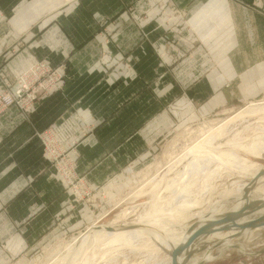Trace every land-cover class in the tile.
I'll return each instance as SVG.
<instances>
[{
  "label": "rangeland",
  "instance_id": "rangeland-1",
  "mask_svg": "<svg viewBox=\"0 0 264 264\" xmlns=\"http://www.w3.org/2000/svg\"><path fill=\"white\" fill-rule=\"evenodd\" d=\"M230 1L241 8L237 12L250 10L264 18V0ZM117 8L123 9L128 22L136 27L143 43L152 50L155 63L152 69L127 67L128 63L124 68L119 67L116 55L111 53V48L120 42L116 36L117 20L107 16L99 22L103 27V35L99 37L101 54L98 61L106 67L104 79L111 82V87L116 85L117 94L121 92L124 95L116 105H112V100L107 99V117L103 122L98 123V118L94 115L86 116L75 110L61 124L52 123L42 130H35V107L63 91L67 81L71 79V74L65 66H52L46 59L34 53L31 54L27 69L17 77L0 72V119L9 111L17 110L25 123L32 126V138H37L42 145L49 175L65 194L60 212L53 214L54 221L50 232L44 233V237L36 244L20 248L0 242V264H65L67 256L69 260L72 258L74 251L70 250L77 246L81 236L80 241L91 231H107V228L121 230L115 233L138 229L146 232L136 240L133 239L134 243L129 245H105L102 242H98L99 245H87L81 258L75 260L74 264H83L88 257L91 259L88 264H169L171 257L168 252L171 251H166L154 240V234L163 231L158 233L161 225H165L167 229L172 228L171 230L174 228L176 233L186 230V227L189 231L192 226L204 222L208 218L206 214L209 215L214 207L218 208L220 205L225 212L216 217L215 222L234 217L239 225H247L264 217V213L262 216L257 215L264 211V207H261L264 201L255 204L258 201L253 200L252 205H247L246 200H242L244 203L240 210L247 205L246 213L238 219L239 213L234 214V210H231L238 196L235 192L232 195L227 193L230 188L231 191H236L239 185L249 182L251 175L240 174L239 169H233L220 159L214 158L220 152H234L239 153L241 158L264 167V153L259 157L247 153L245 148L254 143H264V111L240 116L241 110H248L250 103L264 102V47L263 51L255 53L233 52L231 48L226 49L227 52H211L206 45L205 34L203 44L196 43V30L187 19V10L178 7L174 0H138L133 6L122 2ZM258 15L253 20L243 18L235 21L238 35L234 40L237 45L240 44V49L243 46L247 48L246 45L257 38L264 42V28L259 31V37H256L246 27L249 24L258 28L264 27V19ZM3 18L0 11V23ZM147 23H155L157 27L164 28L163 35L160 34L151 42L150 33L146 31ZM230 24L232 26L233 22L229 21L227 25ZM231 26L229 29L233 28ZM232 38L233 36L225 33L218 37V45L231 46ZM16 54L12 50L8 55L13 58ZM139 72L142 76L136 75ZM114 94L112 91L107 96L112 99ZM137 96L140 99L134 101L132 98ZM120 108L126 110V117L118 118L117 124H132L131 128H135L146 124V119L149 122L141 133L142 139L134 143L136 147L134 145L125 149L122 164L116 161V164L106 165L102 169V176L105 174L103 181L98 182L97 179H92L93 168L88 173L81 170V147L88 139L97 135L99 125L101 127L114 121L117 117L114 113ZM137 109L139 114L131 116ZM143 109L146 113L142 112ZM144 115L146 118H142ZM151 115L155 116L151 119ZM114 126L116 125L112 123L108 127L106 135L115 134L110 132ZM210 137L214 141L208 145L204 141ZM111 143L113 147L114 143ZM209 148L216 153L214 150L210 152ZM128 158L130 159L126 163ZM194 162L199 163V167L195 170L188 169L190 163ZM263 171L264 169L260 170L251 181L259 183L264 175L258 178L256 176ZM186 172L187 175L182 178ZM173 183L175 184L170 190L168 187ZM183 185L189 187L187 193H182ZM258 186L264 192V181L255 187ZM197 194L201 197L197 198ZM252 194L249 198L254 197V192ZM192 199L200 204L187 215L193 216L202 211L206 217L200 221L196 220L197 216L191 217L187 223L177 224L174 219L175 210L186 200L193 204ZM162 202L165 205L162 204L161 208L159 205ZM153 204L162 212L158 219L154 217L151 222H146L143 217H146L147 212H153ZM46 206L44 204V208ZM166 207L168 211H165ZM234 222L218 225L216 231L200 235L192 244V248L199 252L196 251L194 255L182 253L186 255L184 263L264 264V226L254 230L249 227L240 229ZM148 224L151 228L142 226ZM164 234L162 236H166Z\"/></svg>",
  "mask_w": 264,
  "mask_h": 264
},
{
  "label": "crops",
  "instance_id": "crops-1",
  "mask_svg": "<svg viewBox=\"0 0 264 264\" xmlns=\"http://www.w3.org/2000/svg\"><path fill=\"white\" fill-rule=\"evenodd\" d=\"M174 1L178 7L187 10V19L196 30L194 34H197L198 45L199 42L203 44L205 34L206 45L211 52H227L230 48L233 52L263 51L262 39L251 41L246 45L247 48L243 46L242 49L234 40L238 35L235 21L243 18L253 20L258 14L250 10L237 12L241 8L230 0ZM122 2L133 6L138 0H0V11L4 17L0 23V72L17 77L27 69L31 54L34 53L52 66H65L71 74L63 91L35 107V130H42L52 123L59 125L75 110L86 116L94 115L98 118V123H101L107 117V99L112 100V105H116L117 101L124 98L123 93L117 94L116 85L111 87V82L104 79L106 67L98 61L101 54L99 37L103 35V27L99 22L107 16L116 19L118 24L116 36L120 42L111 48V53L116 55L119 67L124 68L127 63V67L139 69L154 67L152 50L143 43L136 27L128 22L123 9L117 8ZM229 21L233 22L232 26L227 25ZM249 25L246 26L247 29L259 37V31L264 27ZM157 26L155 23L146 24L151 42L164 33V28ZM230 26L233 28L229 29ZM225 33L233 36L232 44L227 45V48L225 44L218 45L217 40ZM12 50L17 53L13 58L8 55ZM133 58L137 60H131ZM136 75L142 76L140 72ZM112 91L115 94L111 99L107 95ZM132 99L138 101L140 98L137 96ZM109 110L111 115L112 108ZM124 111L126 110L123 108L116 111V122L110 120L109 124L99 125L97 135L82 144L81 170L88 173L93 168L90 179L92 176L98 182L103 181V168L108 164H116V161L122 164L125 149L142 139L141 133L149 121L146 119V124L135 128H131L132 124H117L118 118L126 117ZM142 112L146 113V110L143 109ZM137 114L138 109L130 115ZM152 116L155 115L149 117L152 119ZM112 123L116 126L110 132L115 134L108 136V127ZM111 142L114 143L113 147ZM48 168L40 141L32 138V126L25 123L17 110L9 111L0 119L1 243L21 248L36 244L44 237V233L50 232L53 214L60 212L65 194L49 175ZM44 204H47L45 208Z\"/></svg>",
  "mask_w": 264,
  "mask_h": 264
},
{
  "label": "bare ground",
  "instance_id": "bare-ground-1",
  "mask_svg": "<svg viewBox=\"0 0 264 264\" xmlns=\"http://www.w3.org/2000/svg\"><path fill=\"white\" fill-rule=\"evenodd\" d=\"M251 104V103H250ZM249 104V107H248V110H241V112H240V116H243V115H245V113L246 114H255V113H258L259 111L261 112V111H264V102H260V103H256V104H251L250 105ZM257 115V114H256ZM246 116V115H245ZM225 122V121H224ZM226 129V128H225ZM237 134L239 133V132H236ZM235 133V134H236ZM241 137V136H240ZM201 140V139H200ZM199 140V141H200ZM204 141V140H203ZM214 141V138L213 137H210L209 139H207L206 141H204V142H206V144H208V145H210L209 143H212ZM217 142V141H216ZM260 142V141H259ZM258 142V143H259ZM261 142H262V140H261ZM200 143H202L201 141H200ZM205 144H201V146H204ZM213 145V144H212ZM199 146V144L198 145H196V146H194V148H197ZM228 146V145H227ZM239 146V145H238ZM242 146V145H241ZM191 147V146H190ZM204 148V147H203ZM202 148V149H203ZM207 148V147H206ZM246 148V151H247V153H249V154H253V155H256V156H261V154H263L264 153V143H262V144H259V145H256L255 143H254V145H252V146H250V147H245ZM209 149H211V148H209ZM192 150V149H191ZM214 149H211V150H209L210 152H212ZM217 151V150H216ZM192 152H194V149L192 150ZM195 152H197V153H200V151H195ZM207 152V151H206ZM213 152H215V150L213 151ZM204 153V152H203ZM216 153V152H215ZM185 154V153H184ZM211 154V153H210ZM218 154V153H217ZM239 154V153H238ZM238 154H236V153H234V152H220L218 155H215L216 157H214V158H218V159H220L221 161H223V163L225 162L226 164H228L229 166H231L232 168L234 167V168H236V169H239V171L240 172H238L237 170V172L238 173H242L243 175H251V179H253V178H255V175L256 174H258V172L260 171V170H262V169H264V167H260V165L259 164H257V163H252L251 161L249 162V160L247 161L246 159H243V158H241ZM196 156V155H195ZM183 157V156H182ZM177 158V157H176ZM178 161V160H177ZM207 161V160H206ZM183 162V161H182ZM189 162V161H188ZM215 163V162H214ZM202 164V163H201ZM173 165V164H172ZM205 165H206V163H205ZM177 166V165H176ZM199 167V163L198 164H196L195 162L194 163H190V165L188 166V169H193V170H195L196 168H198ZM179 168V167H178ZM185 168V167H184ZM233 168V169H234ZM205 170V169H204ZM207 170V169H206ZM205 170V171H206ZM220 170V169H219ZM224 170H225V168H224ZM204 171V172H205ZM176 172V171H175ZM232 172V171H231ZM264 172V171H263ZM180 173V172H179ZM199 173H200V170H199ZM199 173H197L198 174V177H199ZM214 173V172H213ZM233 173V172H232ZM193 174H194V172H193ZM217 174H218V172H217ZM261 174V173H260ZM177 175V174H176ZM187 175V172L186 173H184V175L183 176H181L182 178L183 177H185ZM211 175V174H210ZM178 176V175H177ZM176 176V177H177ZM194 176V175H193ZM192 176V177H193ZM202 176V175H201ZM204 176H205V173H204ZM214 176H215V174H214ZM198 177H196V178H198ZM203 177V176H202ZM209 177V176H208ZM245 177H247V176H245ZM256 177H258V175L256 176ZM180 178V177H179ZM213 178V177H212ZM211 179V178H210ZM209 179V180H210ZM251 179L249 180V182H245V184H243V185H239L238 183V187H237V190L236 191H231L232 190V188H230L231 190H230V192H228L227 194H229V195H232V194H235L236 193V195L239 197V196H243V198H241L240 200L238 199V197H237V202L235 203V205H234V207L233 208H231V210H234L233 212H234V214H237V213H239V214H243V213H246L245 211H246V209H245V207H247V205H252V202H253V200H256V201H258V202H254L255 204L256 203H261V202H263L264 201V192H262V191H260V186H258V187H255V186H257V185H259V184H261V182L263 183V181H264V178H261V181L259 182V183H253L252 181H251ZM180 180V179H179ZM178 180V181H179ZM184 180V179H183ZM212 180V179H211ZM210 180V181H211ZM259 180V179H258ZM189 181V180H188ZM192 181V180H191ZM196 181V180H195ZM200 181V180H199ZM254 181V180H253ZM153 182V181H152ZM181 182V181H180ZM187 182V181H186ZM190 182V181H189ZM149 183V182H148ZM204 183V182H203ZM252 183V184H251ZM175 183H173V184H171L168 188L171 190V188L173 187V185H174ZM176 184H179V183H176ZM155 185V184H154ZM180 185V184H179ZM190 185V184H189ZM198 185V184H197ZM204 186V185H203ZM181 187V186H180ZM210 187V186H209ZM233 187H235V186H233ZM235 187V188H236ZM263 187V186H262ZM183 189H182V193L184 192V193H187L188 191H189V187L188 186H185L184 187V185H183V187H182ZM205 188H206V186H205ZM254 188V189H253ZM204 189V188H203ZM234 189V188H233ZM250 189H253L251 192H249L250 191ZM176 190V189H175ZM177 190H178V187H177ZM176 190V191H177ZM180 190V189H179ZM178 190V191H179ZM202 190V189H201ZM205 190V189H204ZM248 191V192H247ZM203 192H205V191H203ZM235 192V193H234ZM252 192H254V197L253 198H249V196L251 197L253 194H252ZM210 193V192H209ZM212 193V192H211ZM245 193H247V194H245ZM202 195V194H201ZM132 196V195H131ZM172 196V195H171ZM188 196V195H187ZM195 196L196 195H194L193 197L195 198ZM200 196V195H199ZM199 196H198V194H197V198H199ZM174 197H176V196H174ZM201 197V196H200ZM227 197V196H226ZM184 198V197H183ZM203 198V197H202ZM249 198V199H248ZM176 199V198H175ZM181 199V198H180ZM189 199V198H188ZM187 199V200H188ZM196 199V198H195ZM201 199V198H200ZM156 200H158V198H156ZM155 200V201H156ZM165 200V199H164ZM168 201H170L169 199H167ZM167 200H165V201H167ZM172 200H174V199H172ZM179 200V199H178ZM184 201L183 202V200H181L182 202H183V204L181 205V206H179L178 205V209H176L175 210V217L176 218H174L177 222V224L178 223H187L188 222V220H190V218L192 217V218H194V217H198L196 220L197 221H200V220H202V219H204V217H208L207 219H204L203 221L204 222H201V223H198V225H200L201 226V224H204L205 222H207V221H209V220H211L209 223H208V226L206 227V228H204L202 231V234L200 233V235L202 236L203 235V233L206 231V230H208V228L211 226V224L213 225V224H215V218L216 217H218L219 215H223L222 213L223 212H225V211H223L221 208L223 207L222 205H220L218 208H216V207H214L211 211H210V214L209 215H207L206 214V216L204 215V213H202V211H201V213H200V211L198 212V214H196V215H187L188 214V212H190V210H192L193 208H196V207H198L199 206V204L200 203H198V202H195L193 199V201H194V203L193 204H191L189 201ZM242 201V200H246V202H247V205L243 208L242 207V210H240V207L243 205V203H244V201H242V202H239V201ZM155 201H153V203L155 202ZM162 200H160V202H161ZM198 201H200V200H198ZM159 202V201H158ZM168 203V202H167ZM171 203H172V201H171ZM203 203V202H202ZM253 203V204H254ZM160 204V203H159ZM163 204V202L159 205V207H161L162 208V206L163 205H165V202H164V204ZM179 204V203H178ZM148 205V204H147ZM154 205V204H153ZM152 205V206H153ZM157 205V204H156ZM166 205H170V204H166ZM172 207V206H171ZM152 208V207H151ZM216 208V209H215ZM154 210H153V212H151V213H149V212H147L148 214L146 215V217H143L144 218V221H146V222H151L150 220H152L154 217H157V219H158V215L160 216V214H161V212L162 211H160V209L158 210L157 209V207L154 205V208H153ZM164 209V208H163ZM162 209V210H163ZM172 209H174V207L172 208ZM151 211V210H150ZM165 211H168V209H167V207H166V209H165ZM170 211V210H169ZM227 211V210H226ZM216 214H215V213ZM163 213H164V211H163ZM262 213H264V211L262 212H259V213H257V215H261ZM144 214H145V212H144ZM170 215H172L171 213H170ZM173 215H174V213H173ZM264 215V214H263ZM262 216V215H261ZM260 217V216H259ZM161 218H162V216H161ZM156 219V218H155ZM252 219H253V217H252ZM143 220V219H142ZM162 220V219H161ZM160 220V221H161ZM154 221V220H153ZM158 222V221H157ZM145 223V222H144ZM156 223V222H155ZM154 223V224H155ZM158 223H160L161 224V222H158ZM157 223V224H158ZM173 223V222H172ZM175 223V224H176ZM153 224V223H152ZM159 225V224H158ZM142 226H148L149 228H151L150 227V225L148 224V225H142ZM197 225H194V228L196 227ZM144 227V228H145ZM153 227V226H152ZM158 227V226H157ZM156 227V228H157ZM161 229L158 231V233L161 231V230H163L161 233H165L164 235H166V236H162V235H160V234H154V240L157 242V244H159L162 248H164V249H166V251L168 250V251H171V252H168L169 253V255H170V257H171V262H173V263H171V262H169V264H184V258H185V254H181V255H176L175 254V251L174 250H177V248H181V247H183L184 246V244H185V242L187 241V239L189 238V236H190V234H191V231L189 230L188 231V227H186L187 229L186 230H184V231H181V232H179V233H176V232H174V228H173V230H171V229H167V227L165 226V225H161ZM173 227V226H172ZM155 228V227H154ZM170 228V227H169ZM146 229V228H145ZM157 229H159V228H157ZM210 229V228H209ZM261 229V228H260ZM106 230V229H105ZM105 230H101V231H91V232H89L88 233V235H86L85 236V238H83L81 241H80V239H81V237H80V239H79V242L76 244L77 246L75 247L74 245H75V243H76V241H77V239L76 240H74V247L70 250V252L73 250L74 251V253H73V256H72V258L69 260L68 259V256L65 258V264H69L70 262V264H74V262H75V260H78L79 258H81V254L83 253V251H84V249H85V247L88 245H93V244H98V242L99 243H104L105 245H117V244H119V243H122V245L123 244H126V245H129V244H131L132 242L134 243V241H132L133 239H135L136 240V238L137 237H139L140 235H142V234H145V232L146 231H143V230H130V231H125V230H122L123 231V233H115V232H120L119 230H116V229H114V228H107V231H105ZM155 232H157V231H155ZM153 234V233H152ZM219 234H217V236H218ZM144 236V235H143ZM214 236H216V235H214ZM222 236H224V234L222 235ZM212 237V236H211ZM219 237V236H218ZM225 237V236H224ZM101 238H103V240H101ZM141 238V237H140ZM145 238V237H144ZM139 239V238H138ZM152 239V238H151ZM209 239H210V237H209ZM206 240V239H205ZM99 245V244H98ZM158 245V246H159ZM70 247H71V245H70ZM113 247V246H112ZM193 246H190L189 248H188V250L186 251V253H190L192 250H193V248H192ZM157 248V247H156ZM158 251H159V249H158ZM92 254H94V253H92ZM96 254V253H95ZM62 259V258H61ZM91 259H90V257H88L86 260H84V263L83 264H88V263H90L91 261H90ZM93 260V259H92ZM62 261V260H61ZM82 261V260H81ZM93 262V261H92ZM182 262V263H181Z\"/></svg>",
  "mask_w": 264,
  "mask_h": 264
},
{
  "label": "water",
  "instance_id": "water-1",
  "mask_svg": "<svg viewBox=\"0 0 264 264\" xmlns=\"http://www.w3.org/2000/svg\"><path fill=\"white\" fill-rule=\"evenodd\" d=\"M262 175H264V172H262L258 177H260ZM261 207H264V203L261 204ZM242 215H244V213L237 215L238 216V219L241 218ZM236 219H237V217H236ZM236 221L237 220H235L234 217H232V218H225V219H223L221 221H217V222H215V224H213V225L211 224V226L209 227L210 229L208 228V230H206L203 233V235L212 233L213 231H216V226L221 225V224H227L229 222H234V225H236L240 229L245 228V227H249V228H252L251 230H254L256 227H259V226L262 227V226H264V217L261 218V219H258L256 221H254L253 223H249L247 225H239L238 223H236ZM208 223L209 222L207 221L204 224H201V226L198 225V224H196L197 226L195 228H194V226H192L190 228L191 234H190L189 238L187 239V241L185 242V244H184L183 247H181V248L179 247V248H177V250H174L175 251V254L176 255H181L182 253L186 252L188 250V248L190 246H192V244L195 242V240L200 237V233L202 234V232H203L202 230L208 226ZM226 227H223V228L225 229ZM223 228H220V229H223ZM196 251L199 252L198 250H194L193 249L189 253V255L190 254L194 255V253H196ZM184 264H188V263H184ZM193 264H199V263L198 262H194Z\"/></svg>",
  "mask_w": 264,
  "mask_h": 264
}]
</instances>
